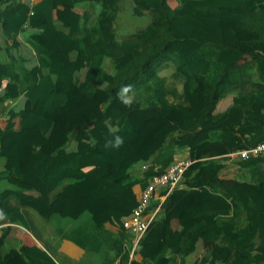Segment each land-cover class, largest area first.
I'll use <instances>...</instances> for the list:
<instances>
[{
	"label": "trees",
	"instance_id": "16d2710c",
	"mask_svg": "<svg viewBox=\"0 0 264 264\" xmlns=\"http://www.w3.org/2000/svg\"><path fill=\"white\" fill-rule=\"evenodd\" d=\"M30 1L0 0V210L11 218L0 219V264H81L57 256L62 241L106 252V264H264V154L235 155L264 144V0ZM79 2L96 4L92 25ZM42 16L41 43L24 23ZM19 34L31 67L15 55ZM126 84L131 107L116 98ZM106 124L119 149L104 148ZM184 150L190 164L153 194L129 260L123 222ZM30 201L44 209L28 220ZM17 226L40 245H18Z\"/></svg>",
	"mask_w": 264,
	"mask_h": 264
},
{
	"label": "crops",
	"instance_id": "0c3cea01",
	"mask_svg": "<svg viewBox=\"0 0 264 264\" xmlns=\"http://www.w3.org/2000/svg\"><path fill=\"white\" fill-rule=\"evenodd\" d=\"M27 1L28 0H21V2H27ZM122 1H121V3H122ZM172 1H173V4L175 6L178 4V0H172ZM102 3H104V1H101V4ZM4 7H5V4H1L0 5V9H3ZM95 7H96L95 3L93 5H91L89 2H79L75 9L79 13H84V12L90 13L89 14L90 17H89V20L87 22V24L90 26V25L93 24V19H94L93 17L95 16V14H94ZM53 9L55 11L54 14L56 15V16L55 15L54 16L57 17V15H59L61 13V11L59 9H55L54 7H53ZM45 21H46V17L45 16L39 17L38 19H27L25 21L24 25H26V31L28 33V36L34 37V38L38 39L39 42L42 43L43 42V38H42L40 32L42 30V27H43V24L45 23ZM4 40H5V38H4V35L2 33V28L0 26V44H1V46L5 45V41ZM26 40H27V38L22 37L21 35L18 36V41H19L20 44H19V47L15 51V55H19V56L25 57V59L27 60L26 61L27 67H31V66H33L34 64L37 63V57H36V52L33 50L31 45L29 44V42H27ZM106 64L110 65V62L106 61ZM223 101H224V103L222 102L223 105H225V103L227 104V101H225V100H223ZM14 102L17 105V107H19V108L20 107H23L25 109L29 108V102L26 99H24L23 97L16 98V100ZM4 108H5V106L0 105V125H4L5 120H6V113L4 111ZM64 108H65V110L63 112L65 113V115L67 114L66 113L67 109H69L72 112L71 113L72 116H75L76 114L77 115H81V109H79L75 105H73V106L69 105V107H64ZM68 114H70V113H68ZM70 119H73V118H70ZM73 146H74L73 152L79 151L81 149L75 144ZM177 158L178 159L187 158L186 151L184 150L182 152H179L177 154ZM13 178L18 180L15 177H13ZM36 190H37L36 187H34L29 192L25 191V193L36 195L37 194ZM139 195H140V192H139ZM156 197H159V195L157 194ZM159 199H160V201H162V199H164V198L160 196ZM30 206L32 208H30ZM28 207L30 209L28 208L27 210H22V213L24 214V217L26 215L28 218L27 217H25V218L28 219V220L31 219L30 218L31 214L34 216L37 213H39V211L44 209V207L41 204H39V203H37L35 201L28 202ZM147 214H149V213H147ZM4 219H6V221H11V218H4ZM9 223L10 222H7V224H9ZM109 228H110V226H109ZM17 229L18 230H17L16 237L19 240V244L18 245H20V244H24V245H27V246H33L35 244L40 245V242L27 229H25L22 226H17ZM111 229H112V232L115 233L117 228H115L114 226H111ZM195 253H196L197 257H200L201 255H203L204 249L202 248V246L200 244L198 245L196 252L193 253L194 256H195ZM56 254L60 258H64L63 256H69V257H71L73 259H76V260L80 261L81 264H86L87 258L84 259V257L86 255L94 254V256L95 255L100 256V258H102L100 260L101 261L104 260L103 264H106L105 263V261H106V255L105 254H106V252L93 253L91 251H85V250H82L81 248H79L78 246L72 244L71 242H67V241H62L59 244L58 249L56 250ZM190 258H192V257L188 256L186 258V263L185 262L184 263L185 264H190L191 262H188V260H190ZM165 264H169V263L166 261Z\"/></svg>",
	"mask_w": 264,
	"mask_h": 264
},
{
	"label": "built area",
	"instance_id": "2783aa9c",
	"mask_svg": "<svg viewBox=\"0 0 264 264\" xmlns=\"http://www.w3.org/2000/svg\"><path fill=\"white\" fill-rule=\"evenodd\" d=\"M35 0H31L30 4H33ZM249 154L252 155H261L264 154V144H258L253 148L242 150L236 152L235 155H240L242 158L247 157ZM190 164V161L187 159H179L176 162L172 163L163 173L159 175H154L150 177L147 185L140 191V195L137 201V204L131 211L129 217H127L123 226L128 231L134 234V239L132 240V246L129 251V260L133 256L134 249L138 243V240L145 232L150 220L157 211V208L150 214L146 213L148 209L153 194L158 191L160 186H167L168 189H172L177 185L181 180V175L184 172L185 168ZM146 168V164L142 165V169ZM113 264H121L119 260H116Z\"/></svg>",
	"mask_w": 264,
	"mask_h": 264
},
{
	"label": "clouds",
	"instance_id": "9594fccd",
	"mask_svg": "<svg viewBox=\"0 0 264 264\" xmlns=\"http://www.w3.org/2000/svg\"><path fill=\"white\" fill-rule=\"evenodd\" d=\"M117 100L124 106V107H131L134 102V89L131 84L123 85L119 88L116 92ZM108 128V132L110 135V139H106L104 143V148L108 149H119L124 144V138L118 135L117 127L111 126L106 124ZM4 218V213L0 210V219Z\"/></svg>",
	"mask_w": 264,
	"mask_h": 264
},
{
	"label": "rangeland",
	"instance_id": "374dc122",
	"mask_svg": "<svg viewBox=\"0 0 264 264\" xmlns=\"http://www.w3.org/2000/svg\"><path fill=\"white\" fill-rule=\"evenodd\" d=\"M129 2L131 3V0H125L123 5L130 6ZM64 222L66 223V222H68V220H64ZM86 258H87L86 264H103L104 263V260L101 261L100 259H102V258H100V256H98V255L94 256V254H90V255H86L84 257V259H86Z\"/></svg>",
	"mask_w": 264,
	"mask_h": 264
}]
</instances>
